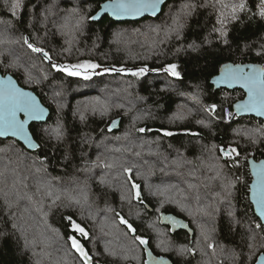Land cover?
<instances>
[{"label":"trees","instance_id":"1","mask_svg":"<svg viewBox=\"0 0 264 264\" xmlns=\"http://www.w3.org/2000/svg\"><path fill=\"white\" fill-rule=\"evenodd\" d=\"M105 1L22 0L13 15L12 0H0V72L51 112L46 123L29 128L36 152L0 140V264H84L71 236L92 264H145V247L172 264H255L264 254V227L249 202L248 160L264 159V122H226V111L244 94L214 90L209 80L226 63L264 67L260 0H244L237 20L214 0H168L157 18L93 23ZM186 4L196 6L190 15L182 11ZM221 11L226 37L220 35ZM177 17L183 27L169 31ZM25 38L43 52L32 51ZM80 61L109 71L84 80L53 67ZM170 64L179 77L162 70ZM142 67L149 69L142 77L130 74ZM121 68L126 72L116 71ZM116 119L120 128L109 133ZM232 148L239 155L224 160ZM133 183L140 185V200ZM162 213L187 223L191 245L186 232L171 234L159 224ZM68 217L87 238L72 231ZM116 224L120 233L113 231ZM130 244L139 248L138 258Z\"/></svg>","mask_w":264,"mask_h":264},{"label":"snow or ice","instance_id":"2","mask_svg":"<svg viewBox=\"0 0 264 264\" xmlns=\"http://www.w3.org/2000/svg\"><path fill=\"white\" fill-rule=\"evenodd\" d=\"M163 3V0H112L108 5H105V10H111L113 15L119 17L121 15H143L145 12H151L155 14L159 5ZM219 4L222 8H230V15L232 20H237L238 13L243 12L246 9V4L244 0H240L239 3H225V0H214L213 6ZM22 7V0H12L10 3V9L13 15H16L17 11ZM196 6L194 4H186L183 6L182 11L185 15H190L191 9H194ZM226 13L221 11L220 16L218 17V23L222 25L220 30V35L225 36L227 33L223 30L224 17ZM258 15L260 18H264V0H260L259 12ZM97 17H92L96 19ZM173 24L175 25L174 29L169 31L177 30L183 27V24L180 23L179 17L174 19ZM79 27V23L76 25ZM153 31L158 33V29H153ZM24 42L28 44L27 38ZM225 42H227L225 40ZM28 47L34 52H43L41 48H35L31 44H28ZM44 58H49L47 52L43 53ZM57 71L64 72L70 77H81L84 80H90L93 75H99L97 71L100 68V65L90 61H85L73 65H63L56 66L53 65ZM164 72L168 73L173 77H179L180 73L177 71V65L170 64L162 69ZM104 72H108L109 69H104ZM119 72H126L125 69H116ZM149 69L147 67H142L138 71H131L130 74L133 76H142L147 73ZM47 78V77H45ZM217 83H227L230 87L233 84H240L244 89H246L248 98L243 101L241 104H238L236 107L238 111H253L259 115H264V68H257L255 66L245 67L243 65H226L222 70L221 76L218 78ZM58 95V93H57ZM99 103V102H98ZM212 111L215 110V106L212 107ZM21 114L23 118H21ZM45 109L42 108L30 93L21 90L15 85V83L8 79L6 81L0 82V137L11 135L13 137H19L20 139L26 141L30 147H35L31 138L29 137L27 126L30 120H40L44 117ZM83 119V117H81ZM201 123H203L201 121ZM140 132H144V128L139 129ZM53 134L57 139L62 135L60 129L53 130ZM241 133H237L240 135ZM164 135L170 136L172 133L165 132ZM247 135V133H245ZM256 141L253 140V143ZM224 152L223 149H221ZM236 153L238 156L239 153L235 148L229 150L228 153ZM253 171L255 175V180L251 186V196L252 200L256 205V209L259 213L261 219H264V163L260 165L253 164ZM37 172L40 171L39 168L36 169ZM125 172H131L130 168H125ZM130 178V177H129ZM103 183V180L101 181ZM134 190V198L140 200V185L133 183L131 185ZM51 193H49L50 195ZM59 199V197H57ZM84 201L87 202V194H84ZM77 204L80 203V200L75 201ZM119 215V213H117ZM71 229L73 232L79 233L81 236L87 238L88 233L83 227L78 223L72 220L71 217H68ZM120 222L127 225L128 229L135 233V229L131 224L128 223L122 216L120 217ZM257 228H260L261 225L257 224ZM141 244H147L148 241L140 237H136ZM253 240L255 237L252 238ZM71 242V247L79 253L80 257L83 259L84 264H91V257L85 251L84 246L75 238V236L69 237ZM44 243L43 241H41ZM35 244V241H33ZM47 246V245H45ZM210 247L212 245H209ZM252 247V245H250ZM189 251H191L189 249Z\"/></svg>","mask_w":264,"mask_h":264},{"label":"water","instance_id":"3","mask_svg":"<svg viewBox=\"0 0 264 264\" xmlns=\"http://www.w3.org/2000/svg\"><path fill=\"white\" fill-rule=\"evenodd\" d=\"M111 2H112V0H107V1L102 2L100 4L98 11L92 16V17H97V18L96 19H92V17H91V21L93 23H98L105 17H108L109 19H111L115 23H124V22L137 23V22L142 21L145 18H157V17H159L161 15L162 9H163L164 5L168 2V0H163V3H161L159 5V7H158V9H157L155 14H152L151 12H145L143 15H139V16H135V15H121L119 17L113 15L111 10H105L104 6L110 4ZM226 65H233V66L243 65L246 68L247 67H251V66H255L257 68H264V67L262 65L252 64V63H246V64L226 63V64H223L219 68L218 73L209 80V84L213 87L214 90H226V91L240 90V91L243 92L244 98L242 100L236 102L233 105V107H232V110L236 113L238 118H253V119L261 120V121L264 122V115H259V114H257L256 112H253V111H243V110L238 111L236 106L238 104H241L243 101L247 100V98H248V94H247L246 89H244L240 84H233L230 87L227 83H217V80L221 76L222 70L224 69V67ZM8 79H11L15 83V85L17 87H19L21 90H23L25 92H28L33 97H35L37 103L42 108L45 109V114H44V117L42 119H40V120H30L29 124L27 126V131H28L29 137L31 138L33 144L36 145L35 147H30L26 141L20 139L19 137H13L11 135L0 137V140L11 139V140H14V141L18 142L19 144H21L27 151H29L31 153L36 152L39 149V145L34 140L29 128L33 124H44V123H46L48 121L49 117H50L51 112H50L48 107L43 105V103L40 101L39 97L33 91L22 88L18 84L16 79L13 76H11L10 74L3 75L0 72V82L6 81ZM21 118H23L22 114H21ZM120 122H121L120 119H116L113 122H111V124L109 125V127L107 129L108 132L109 133L117 132L119 130V128H120ZM220 152L222 154L221 150H220ZM228 152H229V150H226L222 154V158L224 160L227 159L229 154H225V153H228ZM261 163H264V159L259 160V161H255L253 159H249L248 160V170H249V174H250V177H251V182H250V185H249V202H250V204H251V206L253 208L254 215L257 217V219L260 221V223L264 227V219L260 218L259 213H258V211L256 209V205L253 202L252 196H251V186H252V184H253V182L255 180V175H254V171H253V167L252 166H253V164L260 165ZM146 208L149 209L147 206H146ZM159 224L161 226H163V227L169 228L171 234H174L175 232H179V231L186 232L189 235V238H190V245L192 244V239H193L194 233L189 228V226L187 225V223L184 220H182V219H180L178 217H175L172 214L162 213V214L159 215ZM77 254L80 257L79 253H77ZM144 255H145V264H172V262L168 258L154 255L147 247L144 248ZM80 259L84 263V261H83V259L81 257H80ZM92 263H93V260L91 258V264ZM255 264H264V254H260L257 257Z\"/></svg>","mask_w":264,"mask_h":264},{"label":"rangeland","instance_id":"4","mask_svg":"<svg viewBox=\"0 0 264 264\" xmlns=\"http://www.w3.org/2000/svg\"><path fill=\"white\" fill-rule=\"evenodd\" d=\"M55 2V1H54ZM82 62H85V61H80V62H77V63H75V64H78V63H82ZM91 62V61H90ZM93 63H96V62H93ZM98 64V63H97ZM73 65V64H72ZM104 69H106V68H99L97 71L101 74V73H104ZM139 69H136V70H132V71H138ZM131 72V71H130ZM126 74V73H125ZM145 75V74H144ZM143 76V75H142ZM142 76H137V77H142ZM171 76V75H170ZM171 77H173V76H171ZM123 185H121V187H119V189L121 188V192L123 193V195H124V197H126L127 198V200H129V197H130V191H129V189L128 188H126V187H122ZM139 214V213H138ZM119 227H118V225L116 224L114 227H113V231L114 232H116V233H120V230L118 229ZM79 234V233H78ZM80 235V234H79ZM121 235V234H120ZM121 236H123V235H121ZM158 236L160 237V238H163V232H160V233H158L157 234V238H158ZM127 239H125L124 237H122L121 238V241L124 243L125 241H126ZM160 242L162 243V241L160 240ZM135 245V244H134ZM134 245L133 244H130L129 246H130V250L132 251V252H135V253H130V254H132L133 256H135V257H137L138 258V249L139 248H135L134 247ZM113 246V245H112ZM128 245H124V247H125V249H127L128 250ZM136 246V245H135ZM136 260V259H135Z\"/></svg>","mask_w":264,"mask_h":264},{"label":"built area","instance_id":"5","mask_svg":"<svg viewBox=\"0 0 264 264\" xmlns=\"http://www.w3.org/2000/svg\"><path fill=\"white\" fill-rule=\"evenodd\" d=\"M236 119H238V117H237L236 113L233 110L226 111V114H225L226 122L230 123V122L235 121Z\"/></svg>","mask_w":264,"mask_h":264},{"label":"flooded vegetation","instance_id":"6","mask_svg":"<svg viewBox=\"0 0 264 264\" xmlns=\"http://www.w3.org/2000/svg\"><path fill=\"white\" fill-rule=\"evenodd\" d=\"M168 230H169V228H168ZM169 232H170V230H169Z\"/></svg>","mask_w":264,"mask_h":264}]
</instances>
